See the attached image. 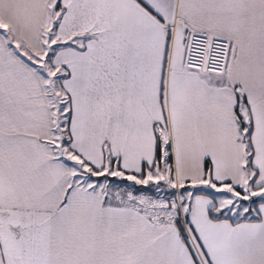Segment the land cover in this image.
Listing matches in <instances>:
<instances>
[{
	"label": "snow or ice",
	"instance_id": "1",
	"mask_svg": "<svg viewBox=\"0 0 264 264\" xmlns=\"http://www.w3.org/2000/svg\"><path fill=\"white\" fill-rule=\"evenodd\" d=\"M0 264H264V0H0Z\"/></svg>",
	"mask_w": 264,
	"mask_h": 264
}]
</instances>
